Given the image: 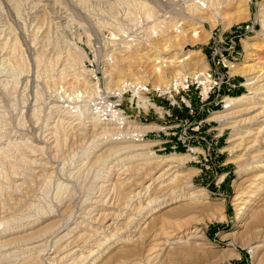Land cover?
I'll use <instances>...</instances> for the list:
<instances>
[{
	"label": "bare ground",
	"instance_id": "6f19581e",
	"mask_svg": "<svg viewBox=\"0 0 264 264\" xmlns=\"http://www.w3.org/2000/svg\"><path fill=\"white\" fill-rule=\"evenodd\" d=\"M5 1L7 5L0 8L4 23L14 14L16 18L13 20L17 24L20 9L8 6L13 1L16 3L15 0ZM88 1L76 0L78 5ZM95 1L110 2V6L117 2ZM190 1L186 7L187 20L203 14L206 7L220 5L226 9H239L237 13L248 4V0ZM259 4L263 12V27L257 33L261 36L259 45L244 41L249 62H229L230 69H233L230 73L246 75L247 85L253 89V93L226 96L225 109L213 118L220 122V133L226 128L231 129L227 149L233 153V161L238 165L239 172L231 198L238 223L232 235L238 236L242 245L249 249L253 264H264V229H259L260 224L264 223V0H260ZM232 19L236 22L239 18L234 16ZM106 22L103 24L110 25ZM4 23L0 24L2 87L6 89L10 82L7 80V70H15L18 74L14 76L15 79L11 78L14 82L10 84L14 86L9 87L12 96L8 95L11 102H7L9 114H6L15 121L17 130L9 133L6 131L9 128L0 125V264H183L197 254H204L209 241L200 225L226 220L223 201L211 203L201 188L189 183L195 171L183 172L172 166L173 162L184 157L174 153L157 156L150 151L153 143L141 136L145 131L157 129L155 125H139L127 119L125 112L116 108L112 110L110 105L109 117H102V111L96 108L91 109V113H88V109L68 112L57 110L44 120L38 133L35 127L39 130L41 119H32L35 120V126L30 125L29 132L26 122L30 100L25 98L26 95L24 97L21 94L19 97L15 93L24 80L21 71L27 67H44L62 74L71 63L77 64L79 70L73 73L69 84L71 87L77 84L84 86L80 97H83V93L91 96L95 95L96 90L84 75L88 70L83 63L89 57L82 47L79 53L81 57L70 48L63 56H58L53 50L50 53L34 51L36 55L34 53L33 56L31 50L28 52L19 48L21 44L17 40L20 37L13 35L9 31L10 27ZM144 26L141 25L142 33L149 36L151 26ZM166 31L163 29L162 37L168 35ZM20 35L22 45L29 49L28 37L24 36L21 29ZM136 40L123 46L125 50L130 49L127 55L124 51L126 57H112V69H109L118 77L114 79L115 83L120 82L118 85L122 83L123 86L115 89L124 93L126 86L130 87L133 95L131 101L137 96V107L145 111L153 108L162 113L161 107L148 95L139 94L141 81L129 79V82L124 83L125 78L133 72L127 66V61L134 59L140 63L138 71L145 76L150 73L146 66L153 61V54L158 55L161 49L158 50L154 40H148L149 43L145 45L142 37L138 42ZM141 48L144 51L139 53ZM178 57L172 56L170 59V56L161 55L153 64L157 71H164L167 69L166 64L169 67L179 66L190 58L182 64L183 67L191 68L192 65L202 71L209 67L199 50H192L181 59ZM156 77L160 75L156 73ZM113 78L110 76L106 83L108 86ZM159 87L167 88L168 83ZM2 104L0 101V108ZM79 141L81 149L71 163L66 164L57 158L62 150L75 146ZM46 178L55 184L54 191L39 197V200L28 197L27 187L33 180L44 181ZM181 185H184L182 191L176 193L175 188ZM204 205L209 208L199 211ZM28 206L31 210H18ZM5 207L9 212L5 211ZM221 255V258L240 256L229 247L222 250ZM220 260L211 264H218Z\"/></svg>",
	"mask_w": 264,
	"mask_h": 264
},
{
	"label": "rangeland",
	"instance_id": "374dc122",
	"mask_svg": "<svg viewBox=\"0 0 264 264\" xmlns=\"http://www.w3.org/2000/svg\"><path fill=\"white\" fill-rule=\"evenodd\" d=\"M29 1L34 2L30 3ZM50 1L15 0L16 3H14V1L10 4L8 3L10 8L18 7L20 9L19 21L16 24V21L13 20L16 18V15L12 14L10 18H8L9 21L6 20L8 24L4 23V16L0 12V24L3 25L4 23L7 27H10L9 31L13 35L17 34L20 37L17 40V42L19 41L21 44L19 48L27 50L28 52L31 50L30 53H33V56L35 52L50 53L52 50L58 56H63L68 48H70L72 52L75 51L76 55L81 57L79 53L80 47H82L89 57V59L83 61L88 70L84 75L92 85L94 84L93 87H95L96 92L95 95L91 94V96H89V93H83V97L85 96L83 98L80 97V92L83 91L84 86L78 84L75 85V87L70 86L69 79L72 78L73 73L79 70L77 64H74V66L71 63L62 74L59 73L58 70H56V72L44 67H36L37 69L35 67H27L23 69L21 73L24 75L23 81L26 83L22 81L15 90V93L19 97L21 94L24 97L26 95L27 97L25 98H28V101L30 100L26 122L29 132L31 126H35L34 122L36 118L41 119V122L37 121L40 122V125H38L40 126L39 130L38 127H35V131L38 133L41 131L48 116L52 115L57 110L68 112L88 109V113H91V109L95 110L96 108V110L102 111V117H109V113H111L109 111V104H117L120 101V108L125 110V115L128 116L126 117L127 119L142 126L155 125L157 127V129L145 131L143 136H141L144 140L153 143L150 146V151L154 155L164 157L174 153L184 157L182 160L175 161V163L173 162L172 166L183 172L189 170L195 171L189 178V183L196 188H201L207 194L211 203L220 200L223 201L227 216L226 220H214L200 225L206 239L209 241V245L206 247L207 249H204V254H197L199 255L198 257H196V255L194 258H189L186 262H183V264H211L215 260H220L222 250L228 247L233 248L234 252L240 256L221 258L218 264H253L249 249L242 245L238 236L232 235L238 225L235 217V209L231 202L234 192V181L239 177L238 165L233 161V153L227 149L231 129L226 128L220 133L218 129L220 122L213 119L218 112L225 109L226 102L219 106H212L205 110H199L198 102L196 98H194L192 102H194L193 108L195 112L191 115L188 107L183 103L180 102L179 106L172 107L165 99L154 96L153 100L155 103L158 106L160 105L159 107L162 106L165 110H168L170 115H163V110L162 113L158 114L155 109L156 111L151 110L150 113L145 116H138L134 107H128L131 97L133 96L131 88L126 86L125 91L126 89L130 91H124V93H121L122 91L119 92V90L117 91L115 89L117 86H123L122 83L118 85L120 82L115 83L114 79L118 77H115L114 72L112 73L110 69H112V57L114 58L117 55L119 58L126 57L124 56V51L127 52L125 54L127 55L130 53V49L125 50L123 46L128 45L127 43L136 39L138 42V40H141V37L142 41H144V45L154 40L157 42L156 46L158 50L160 48L162 50L160 49L159 52L156 51L158 55L153 54V61L146 66L148 71L150 70V73H146L147 75L145 76L143 74L141 75L138 71L139 65H141L140 63L134 59L127 61V66L129 68L131 67L133 72H131L127 79L125 78L124 83L136 79L138 81H150L154 86H165V84L178 74H185L198 70L192 65L191 68L183 67L182 64L186 61L188 62V60H190L189 58L185 59L184 63L179 66H177V64L170 66L172 69L166 64V70L163 71V69H161L157 71L153 63L156 58L161 55L164 57L170 56V59L172 56H179L178 59H181L187 56L190 51L199 50L200 55L204 58L207 65L212 66L211 63L220 52L225 50L230 39L240 33L243 34L236 38L238 39V44L234 53V63H248L249 60L246 58L247 56L243 43L244 41H248L249 43L259 45L261 36H258L257 33L263 27V12L260 9V0H248V4L244 6L245 8L242 7V11L237 13V9H226L224 7L222 8L220 5L206 7L203 9L204 11L202 10L203 14H195L196 18L190 17L189 20L191 21L187 20L188 17L186 16V7L189 2H191L190 0H115L117 2L114 6H110V2L104 3L95 0L80 3L82 5H78L76 0L74 2L72 0ZM192 1L199 2L200 0ZM144 3L147 4V7H145ZM6 5L7 2L5 0H0V8ZM146 8L149 10H145ZM146 11H148V14H146ZM237 11H239V9ZM230 13L233 14L231 15ZM234 16H238L239 18L236 22L232 19ZM200 19L202 20L201 23H199ZM103 22L110 23V25H105ZM141 25L144 27H146V25L151 26L149 28V36L153 39H149V36H145V34L142 33L143 29ZM241 25H248L247 31H239ZM20 29L25 34L24 36L28 37L29 49L27 46L22 45L23 42L21 40L22 36L20 35ZM160 29H162V31ZM163 29H166V33H168L165 37H162ZM196 32H198L197 35H193ZM118 33H121L119 34L120 36ZM27 34L30 35V37ZM132 38L133 40L131 41ZM148 40L150 41L148 42ZM89 43L90 46H88ZM11 48H13V46H11ZM39 48L40 50H38ZM142 51L144 50L141 48L139 53ZM165 67L163 68L165 69ZM152 70L155 71L152 72ZM232 70V68L229 69V73ZM10 71L11 70L6 71L7 75H9L7 76V80L12 84L14 81H11V78L15 79L14 76H16L18 72L15 70H12V72ZM3 73L4 72H2V74ZM156 73L160 75V77L157 78ZM5 74L6 73L3 75ZM94 75L98 77V82L93 78ZM231 75V82L237 85V90L235 89V91L231 92V96H238L243 93L251 95L253 93V89L249 88L247 85L246 75L241 73ZM110 76L114 78L112 79L111 85L108 86L106 83ZM10 82L6 89L0 84V101L3 103L2 108H0V125L4 126V128H9L6 130L9 133L10 131L14 132L17 130L16 127H14L15 121L9 119L10 116L6 115L9 114L8 103L11 102L9 96H12V89L9 87L14 86L11 85ZM151 83L148 85H151ZM2 89H4V91ZM8 90L10 92H7ZM174 94L175 98L179 101L181 99V93L174 92ZM149 95H153V93ZM132 101L135 103V98H133ZM53 103L55 104L54 107ZM89 103L94 104L90 106ZM32 114L35 117H33ZM197 124H199V128L197 130L193 129ZM80 149L81 144L79 141L75 146H68V148L62 150L63 152L61 151L57 158L69 164ZM183 186L184 185H181L175 188V192H181ZM55 188V184H53L49 178H46L44 181L39 179L33 180L32 184L27 187V196L39 200V197L41 198L43 195L54 191ZM202 208L208 209L209 206L206 205L205 207L204 205L198 210L200 211ZM6 210L9 212V209L6 208L5 211ZM18 210L28 211L31 210V208L28 206L22 207L21 209L19 208ZM259 229H264V223L260 224Z\"/></svg>",
	"mask_w": 264,
	"mask_h": 264
},
{
	"label": "built area",
	"instance_id": "2783aa9c",
	"mask_svg": "<svg viewBox=\"0 0 264 264\" xmlns=\"http://www.w3.org/2000/svg\"><path fill=\"white\" fill-rule=\"evenodd\" d=\"M239 29V31H247L248 25H241ZM242 34L243 33L233 36L225 50L218 54L211 63L212 66H209L207 69L179 74L168 82L167 88L154 86L150 81L142 80L140 82L139 94L148 95L151 100L154 99V96L161 97L172 107L179 106L181 102L188 107L191 115L195 112L193 108L194 102H192L194 98H196L198 102L199 110H205L212 106H219L222 103L224 104L225 97L231 96V92L237 87L234 82H231L232 75L228 70L230 69L229 62H234V53L238 44V39L236 38L242 36ZM93 78L98 82V77L96 75H94ZM149 83H151V85H148ZM127 91L130 90L126 89L125 92ZM174 92L181 93V99L179 101L175 98ZM150 93H153V95H149ZM134 98L137 99V96H134ZM110 105L112 106V110L116 108L123 113L125 112L124 109L120 108V101L117 104H109V107ZM128 107H134L138 116H145L149 114L151 110L154 111L153 108H149L145 111L143 108L137 107L136 101L135 103L130 101ZM162 110L163 115H170L168 110H165L163 107ZM198 128L199 124L193 129L197 130Z\"/></svg>",
	"mask_w": 264,
	"mask_h": 264
},
{
	"label": "crops",
	"instance_id": "0c3cea01",
	"mask_svg": "<svg viewBox=\"0 0 264 264\" xmlns=\"http://www.w3.org/2000/svg\"><path fill=\"white\" fill-rule=\"evenodd\" d=\"M236 89V88H235ZM237 90V89H236ZM235 91V90H234Z\"/></svg>",
	"mask_w": 264,
	"mask_h": 264
}]
</instances>
